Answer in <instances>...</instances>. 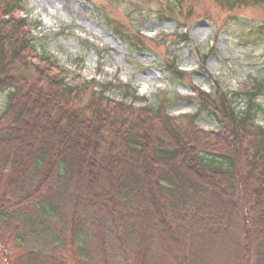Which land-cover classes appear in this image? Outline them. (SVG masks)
I'll use <instances>...</instances> for the list:
<instances>
[{
  "label": "trees",
  "instance_id": "trees-1",
  "mask_svg": "<svg viewBox=\"0 0 264 264\" xmlns=\"http://www.w3.org/2000/svg\"><path fill=\"white\" fill-rule=\"evenodd\" d=\"M21 11L22 0H0V264H264L262 88L210 96L193 87V116L170 117L168 94L135 109L128 86L117 102L111 84L73 85L46 57L33 65ZM165 66L172 81L187 80L168 57ZM240 97L245 112L233 107ZM206 110L217 133L196 127Z\"/></svg>",
  "mask_w": 264,
  "mask_h": 264
},
{
  "label": "rangeland",
  "instance_id": "rangeland-1",
  "mask_svg": "<svg viewBox=\"0 0 264 264\" xmlns=\"http://www.w3.org/2000/svg\"><path fill=\"white\" fill-rule=\"evenodd\" d=\"M182 2L179 11L173 0H22L24 12L16 17L30 25L32 64L46 57L53 71L65 72L73 85L91 80L111 84L106 96L118 102L127 85L138 91L136 100L125 101L135 109L168 94V113L174 118L198 112L193 87L214 96L215 91L241 94L259 86L255 126L264 129V5L226 11L215 0ZM185 31L189 42L169 47L165 36ZM138 32L145 46L134 49L126 35L137 45ZM167 57L187 73V80L172 81ZM6 99L7 93H1L0 115ZM232 102L238 112L248 107L243 97ZM196 127L206 133L219 130L209 110L199 115Z\"/></svg>",
  "mask_w": 264,
  "mask_h": 264
}]
</instances>
